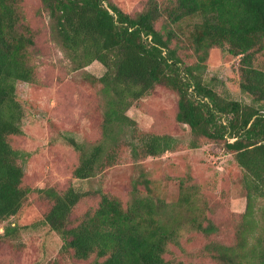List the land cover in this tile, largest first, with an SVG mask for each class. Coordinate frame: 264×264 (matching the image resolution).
Segmentation results:
<instances>
[{
	"label": "trees",
	"instance_id": "obj_1",
	"mask_svg": "<svg viewBox=\"0 0 264 264\" xmlns=\"http://www.w3.org/2000/svg\"><path fill=\"white\" fill-rule=\"evenodd\" d=\"M21 0H0V224L16 215L30 192L22 186L23 153L13 149L9 137L22 133L23 107L16 99V82H31L30 63L34 32L25 22ZM49 18L53 41L65 52L74 68L99 61L105 72L91 80L101 84L104 98L102 130L105 139L85 149L70 139L80 152L73 170L86 179L117 163L110 142L119 133L133 128L137 142H130L132 158L158 157L173 149L175 139L138 131L126 111L157 84L178 94L176 119L186 124L197 139L222 141L244 170L247 189L246 210L238 222L237 242L207 245L212 258L222 264H264V247L259 259L244 247L253 225L249 217L252 202L264 196V70L253 65L255 52L264 48V0H149L147 7L131 16L110 0H40ZM161 29L155 28L161 18ZM191 21V22H189ZM184 33L197 62L183 65L177 42ZM221 47L240 55V89L257 104H242L218 95L194 69L204 66L208 50ZM193 141L192 146H196ZM151 180L135 181L129 199L100 193L93 210L74 222V207L89 194L74 187L57 191L38 189L51 201L42 223L62 239V251L77 260L93 264H170L164 258L169 243L176 242L179 230L189 225L207 234L215 230L211 221L197 220L193 192L181 184L179 198L167 202L153 194ZM143 185L145 192L140 190ZM182 210V214L181 211ZM184 217V218H183ZM18 227L7 224L1 237H12ZM56 264V263H54Z\"/></svg>",
	"mask_w": 264,
	"mask_h": 264
},
{
	"label": "rangeland",
	"instance_id": "obj_2",
	"mask_svg": "<svg viewBox=\"0 0 264 264\" xmlns=\"http://www.w3.org/2000/svg\"><path fill=\"white\" fill-rule=\"evenodd\" d=\"M110 1L135 16L147 7L149 0ZM155 1L167 4L168 0ZM19 6L25 22L34 32L30 63L35 75L31 82H16V99L23 107L22 133L10 136L9 142L13 149L23 153L18 161L24 167L22 186L30 192L19 212L0 224V235L7 224L18 227L12 237L0 236V264H93L91 259L77 260L62 251L60 236L41 222L51 201L38 189L53 187L63 191L71 186L88 191L72 211L71 218L77 222L85 211L97 206L102 192L127 201L134 182L142 176L151 180L153 194L167 202L179 198L181 184L186 190L194 184L193 196L198 207L195 213L199 215L196 218L203 225L211 221L215 227L212 233L205 234L191 226V222L182 226L177 241L169 243L164 258L170 264H222L212 258L206 247L215 242L236 244L235 232L247 203L244 170L234 155L227 151L222 141L196 139L190 128L176 119V91L157 84L126 114L135 121L138 131L172 136L175 139L173 149L158 157L133 159L130 142L138 139L131 136L133 128L127 127L119 133L116 143L110 142L108 146L114 149L117 163L90 178H76L73 170L80 152L70 139L85 149L108 139L102 130L101 84L91 80L101 77L105 67L95 60L87 66L74 68L51 38L49 18L41 9L40 0H21ZM163 22L161 17L155 28L160 30ZM180 37L171 46L176 47L182 68L197 62V57L187 34ZM239 61L240 55L212 47L204 66L194 69V73L218 95L257 106L240 89ZM253 65L264 70V48L255 52ZM193 141L196 146H192ZM138 187L145 192L143 185ZM249 217L253 229L244 249L256 262L258 252L264 247V196L254 199Z\"/></svg>",
	"mask_w": 264,
	"mask_h": 264
}]
</instances>
